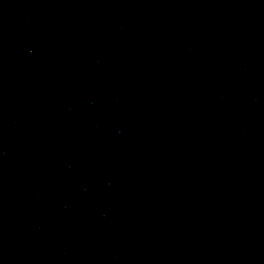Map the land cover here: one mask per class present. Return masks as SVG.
<instances>
[{
    "label": "water",
    "instance_id": "95a60500",
    "mask_svg": "<svg viewBox=\"0 0 264 264\" xmlns=\"http://www.w3.org/2000/svg\"><path fill=\"white\" fill-rule=\"evenodd\" d=\"M0 264H264V0H0Z\"/></svg>",
    "mask_w": 264,
    "mask_h": 264
}]
</instances>
